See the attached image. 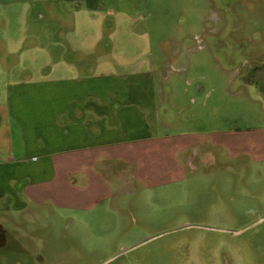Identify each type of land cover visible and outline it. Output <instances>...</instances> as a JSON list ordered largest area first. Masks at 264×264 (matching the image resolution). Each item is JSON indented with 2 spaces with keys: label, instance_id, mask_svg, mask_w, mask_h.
<instances>
[{
  "label": "rangeland",
  "instance_id": "1",
  "mask_svg": "<svg viewBox=\"0 0 264 264\" xmlns=\"http://www.w3.org/2000/svg\"><path fill=\"white\" fill-rule=\"evenodd\" d=\"M95 4L92 24L78 31L94 33L102 20L105 38L96 51L125 39L127 61L153 66L160 102L176 122L172 130L223 142L188 150L181 182L139 193L127 188L119 214L7 207L0 215V264H264V0ZM82 8L77 0H0V53L15 46L50 52L70 23L86 21L75 13ZM47 25L48 37L40 31ZM105 62L116 69L113 54ZM0 63L10 79L17 60L2 55Z\"/></svg>",
  "mask_w": 264,
  "mask_h": 264
},
{
  "label": "crops",
  "instance_id": "2",
  "mask_svg": "<svg viewBox=\"0 0 264 264\" xmlns=\"http://www.w3.org/2000/svg\"><path fill=\"white\" fill-rule=\"evenodd\" d=\"M77 1L83 8L75 13L86 21L74 28L70 23V32L58 34L50 52L15 46L0 53L18 62L8 69L10 79L0 63V104L6 106L0 113V215L7 207L18 213L48 207L119 214L117 202L127 188L139 193L185 180L188 150L208 140L172 130L176 122L160 102L162 85L153 78V66L144 59L127 61L125 39L117 37L108 52L96 51L105 38L102 20L94 33L78 29L92 24L97 0ZM40 31L47 37L50 32L48 25ZM19 35L17 43L24 45ZM28 38L36 41L33 33ZM33 53L39 56L31 59ZM111 54L116 69L105 62ZM200 88L194 90L203 94Z\"/></svg>",
  "mask_w": 264,
  "mask_h": 264
}]
</instances>
